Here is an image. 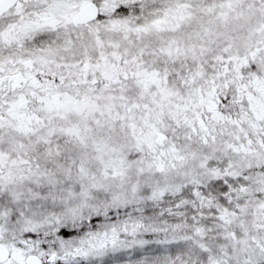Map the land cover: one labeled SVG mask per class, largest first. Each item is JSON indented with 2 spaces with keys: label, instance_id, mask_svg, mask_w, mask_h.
<instances>
[{
  "label": "snow or ice",
  "instance_id": "6c2138e0",
  "mask_svg": "<svg viewBox=\"0 0 264 264\" xmlns=\"http://www.w3.org/2000/svg\"><path fill=\"white\" fill-rule=\"evenodd\" d=\"M0 264H264V0H0Z\"/></svg>",
  "mask_w": 264,
  "mask_h": 264
}]
</instances>
